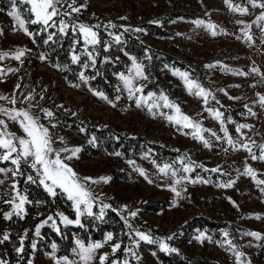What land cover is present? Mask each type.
<instances>
[{
    "label": "rangeland",
    "instance_id": "obj_1",
    "mask_svg": "<svg viewBox=\"0 0 264 264\" xmlns=\"http://www.w3.org/2000/svg\"><path fill=\"white\" fill-rule=\"evenodd\" d=\"M6 1L9 6L0 8V53L7 52L9 55L0 59V96H14L17 102L13 105L8 100L0 99V107L25 109L39 117L40 122L48 126L53 134L54 148H80L76 157L66 161L80 177L88 176L94 180L108 178L107 182L101 180L99 183L87 184L96 197L93 212L98 214L100 206L109 204L135 229L159 238L187 256L205 260L203 264H237L234 252L229 250L226 243L228 240L235 245L236 251L243 253L241 264H264V184L256 183V180H264V161L252 160L249 153L240 148L241 143H248L252 151L259 155V149L252 141L256 145L264 144V107L259 100L264 95V21L259 25L256 23L264 9L253 8L248 0H229L232 8L225 0H75V6L83 7L80 12L65 17V20L77 26L81 23L100 25L94 29L99 39L106 41V49L124 64L122 70L108 72L115 90L110 98L101 89L90 86L88 80L85 82L80 78V74H84V64L73 71L74 80H68L60 74L58 65L41 59L32 36L26 34L16 20L8 15L11 3L10 0ZM237 6L247 7L248 13L234 10ZM62 11L70 12L71 9L65 4ZM196 20L204 23L197 25L194 23ZM209 23L215 27L209 29ZM110 24L114 27H109ZM245 25L251 27L245 29ZM137 28L142 31H135ZM68 30L72 31L71 28ZM123 31L135 34L150 47L169 53L183 64L152 59L144 67L147 79L134 80V86L143 87V93H135L133 98H129L119 74L129 75L132 66L129 57L134 56L121 48L112 49L109 45L115 41L114 36H122ZM213 31L216 35H212ZM77 34L79 48L89 60L84 51L83 38L79 32ZM19 49L25 50V54L17 60L14 57ZM88 51L95 57L92 46H88ZM137 62L141 63L139 60ZM253 68L259 71L253 72ZM176 70L187 72L190 80L197 81L211 93L207 104L202 97L188 91L184 81L173 74ZM96 92H102L108 99L95 95ZM149 92L154 94L151 98H148ZM161 95L177 104L181 113L189 116L193 122L211 130L202 133L211 147H205L202 141L193 138L192 128H185L167 119L168 115L177 114L173 109L163 106L164 101L158 99ZM27 96L32 99L26 100ZM141 96L147 102L137 107L135 98ZM152 104L159 106L149 111L148 105ZM43 109L53 112V117H45ZM207 109L219 110L224 114V126L233 141L237 142L235 149L227 143V138L220 130V121ZM0 119L5 121L9 132L17 136L24 135L19 124L7 115L0 113ZM52 124L56 127L52 128ZM238 124L249 127L242 128L238 133ZM85 125L113 129L125 136H142L173 154L167 159H154L148 151L128 157L116 155L119 153L117 150L103 151L101 155L86 154L83 152L84 141L70 130V126H74L83 131ZM211 132L221 139L216 140ZM60 137L64 138L63 144ZM92 142L95 143V140ZM181 160L185 164L191 161L194 170L184 173ZM165 164L178 170L177 178L188 176L195 180L199 177L208 182L191 183L184 180L176 185L180 192V196H177L169 187L174 183L171 174L164 176L159 173L158 166ZM246 164L255 170V179L242 174ZM22 166V175L16 177L12 176L11 171L7 175L0 173V179L4 180L0 184V240H3L4 235L9 237L0 243V262L56 264V260L64 256L78 261L73 249L76 247L75 240L81 238L70 229L75 224L65 226L58 216V213H63L75 219L72 201L59 188L56 189L57 195L52 196L39 184L56 204L52 213H47L41 201L25 187L30 174ZM0 167L11 169L15 166L5 162L0 163ZM27 168L36 176L32 168ZM138 168L144 170L147 179L140 175ZM217 168L219 172L210 171ZM14 180L18 185L17 190L27 196L30 203L24 205L22 213L5 219L4 214L13 211V205L8 202L16 196L17 190L12 188ZM149 180L152 182L149 183ZM229 180H235L232 187L218 186ZM124 206H127V210H124ZM132 211L137 213L135 217L129 215ZM48 216L56 220L59 234L70 242L68 251L58 254L56 249L55 257L51 245L56 242L46 231L48 228L57 233L52 222L44 225L40 235H36L37 225ZM200 217L207 218L213 224L185 225L187 221ZM81 223L83 225V216ZM130 231L125 225L122 230L125 239L119 255L112 257L111 261L116 260L120 264L125 260L128 264H167L160 262L150 248H160L159 244L141 241L137 247L127 235ZM109 232L106 230L100 239L85 242L102 241ZM201 232L211 239L197 241L195 237ZM251 232L259 233L260 239L246 235ZM113 235V241L97 250V258L92 264H99L98 257L103 253L111 255V245L121 242L117 235ZM21 236H25L24 251L18 254L16 249L20 247ZM169 236L173 238L167 240ZM127 248H131L140 259L126 252Z\"/></svg>",
    "mask_w": 264,
    "mask_h": 264
},
{
    "label": "snow or ice",
    "instance_id": "obj_2",
    "mask_svg": "<svg viewBox=\"0 0 264 264\" xmlns=\"http://www.w3.org/2000/svg\"><path fill=\"white\" fill-rule=\"evenodd\" d=\"M226 3L229 4V7L232 8V4L229 0H225ZM11 3V11L8 12V15L13 17L19 27L29 36H32L33 33L28 31V28L25 27L27 24H34L40 25L42 31H47L49 28H56L60 34H67V30L71 28L73 32H79V34L83 38V44L85 46L84 51L85 54L88 56L89 60H91L93 66L95 65V57L92 55V52L88 51V46H92L93 50L95 49V45L99 44L101 41L99 39V34L96 30L100 27V25L89 26L86 24H79L78 26L73 24L71 21H66L65 17L71 16V13L80 12L81 6H75V0H10ZM248 3L252 5L253 8L259 7L264 9V2L261 0H248ZM67 4V7L71 9V11H62L64 5ZM19 5V6H18ZM27 6L26 8H22L20 6ZM234 10L240 11L242 14L248 13L247 7H239L237 6ZM57 18H59L57 20ZM261 21H264V12H261L260 15L257 17L256 23L259 25ZM197 25H202L204 22L202 20L194 21ZM242 23V22H241ZM109 27H114V25H109ZM209 29H213L215 26L211 23L207 25ZM250 25H245V29L250 28ZM135 31H142V29H135ZM262 31H264V27H262ZM56 33H49L45 43H48L53 39V36ZM212 35H216V32L213 31ZM247 35V32H245ZM248 39H251L248 36ZM114 40L116 43L121 42V36L116 35L114 36ZM79 39L76 43H79ZM25 54V50L19 49L15 54V59L20 60ZM9 53L3 52L0 53V59L8 56ZM127 55V53H125ZM132 61V66L129 69V75H125L124 73L119 74V78L123 81L125 88L128 90L129 98H133L135 93H143V87H136L134 86V80L136 79H147L145 75L144 66L142 63L137 62L135 57H129ZM41 59H44L42 56ZM71 60L73 63H76L80 60V56L76 55L75 53L72 55ZM85 68L88 67L87 64L84 65ZM208 67H213V65H209ZM9 71H14L10 69ZM230 71V70H229ZM253 72H258V69L253 68ZM174 75L179 76L185 83L188 91L196 96L202 97L204 99V103H208V97L211 95L205 88H203L197 81L190 80L189 74L187 72H181L176 70L173 72ZM241 75H246L245 73H241ZM80 78L87 82L88 77H86L83 73L80 74ZM75 86V85H74ZM19 87V86H17ZM196 89V91H193ZM95 95L100 96L101 98L107 100L108 98L102 92H96ZM154 94L149 92L148 98H151ZM0 99L8 100L11 104H16L15 97H6L0 96ZM26 100H31V96L25 97ZM159 100L164 101V107L171 108L175 111L177 115H168L167 119L170 122H174L178 125H182L185 128H192L193 138L202 141L205 147H211V144L208 140L204 138L202 135L203 132H209L211 130L202 128L199 123H195L192 119L181 113L180 107L175 104L174 102L169 101L167 96L161 95L158 97ZM214 99V97H213ZM260 104L264 107V95L259 97ZM147 100L143 96L135 98V103L137 107H141L142 103H146ZM111 103V101H109ZM114 106V105H113ZM157 104L148 105L149 111L152 110L153 107H158ZM247 107V106H246ZM216 120L220 121L221 131L224 133V137L227 138V143L231 145L234 149L236 148V143L233 141L231 136L229 135L228 129L224 126V120L222 119L223 113L219 110L213 111L212 109H207ZM45 117L51 118L53 117V112L43 109ZM251 112V109H249ZM0 113L7 115L9 119L14 122H17L22 129L24 135L17 136L15 133L9 132L7 130V124L4 120L0 119V163L10 162L14 165V168H4L0 167V173H4L7 175L9 171L12 172V176L16 177L17 175H22L21 166L27 165L28 167L32 168L36 172V176L33 177L32 175L27 176V180L36 183L37 180L40 185H42L45 190L52 196L57 195L56 189L59 188L63 193L67 194V198L72 201L73 209L75 211V219H70L69 217L65 216L63 213H58L60 222L67 226V225H79L83 227L81 223V217L86 215L88 217H95L97 220L103 219L105 215V209L111 208L109 204H103L100 206L99 213L93 212V207L96 201L95 195L92 191L87 187L89 183H99L101 180L107 182V177H101L99 180H94L92 177H80L79 174L68 164L66 161H69L77 156V153L80 152V148H54L53 145L55 140L53 138V134L50 131L48 126H45L40 122L39 117L33 116L28 110L25 109H6L0 107ZM255 115V113H251ZM229 122H232L229 119ZM52 128H55L56 125L52 124ZM248 125L238 124L236 126V131L239 133L242 128H247ZM211 135L216 138V140H220L221 137L218 136L215 132H211ZM60 142L64 143V138L60 137ZM91 142V141H90ZM252 144L259 149V155L252 151V148L249 146L248 143H241L240 148L246 150L252 160H260L264 161V144L256 145L254 141ZM227 151V149H225ZM62 153H67V155H62ZM116 155H120V153H116ZM132 163V162H130ZM153 163H155L153 161ZM181 164L183 165L182 171L184 173H189L194 170L191 161L187 164L181 160ZM196 167H203L202 165H196ZM140 172V175L145 176L147 179L145 172L143 169H137ZM159 173L168 176L169 173L171 177L174 178V183L170 185V189L176 193L177 196H180V192L177 190L176 185L181 184L182 181L188 180L191 183L203 182L207 183L208 181L203 180L202 178H197L195 180L190 179L188 176H179L177 178L178 170L173 169L172 165L165 164L162 167L158 166ZM205 171H208L205 169ZM212 172H219L220 170L211 169ZM243 175L251 176L253 179L256 177V172L253 168L245 165ZM152 181L149 180V183ZM4 180L0 179V184H3ZM257 184H264V180H256ZM235 184V180H229L226 183L218 185L219 187L227 188L232 187ZM12 188L17 190L18 185L16 181H13ZM264 190V189H262ZM19 200L16 203V200ZM8 203L13 205V211L4 214L5 219H10L14 214H20L24 211V205L26 203H30L28 201L27 196L20 194V192L16 191V196L13 197L12 201ZM113 211H118L117 209H112ZM124 210H127V206H124ZM130 216L135 217L137 213L132 211L129 213ZM259 218V217H257ZM125 225L131 230L127 235L132 240V243L135 244L137 247L141 241L147 243H157L160 246V249L165 252H177L176 248L170 247L168 243L160 240L159 238H153L150 234L141 232L138 229H135L133 225L124 217ZM52 222V227L57 231L60 232V228L58 227L56 220L52 216H48L46 220H44L41 224L37 225L36 227V235H40V229L48 224V222ZM225 236L228 233H224ZM246 235H250L260 239V234L251 232L246 233ZM26 236V233H25ZM25 236H21L20 238V247L16 249L17 253H22L24 251V239ZM173 237H167V240H171ZM8 235L3 236V240H0V243L3 241L8 240ZM197 241L203 242L204 239H211V237H206L205 233L201 232L200 235L195 237ZM114 240L113 233L109 232L106 234L102 241H93V242H85L79 238L75 240L76 247L73 249V253L79 258V260H70L67 256L62 258H58L56 260V264H92L94 260H96V253L97 250L103 248L105 244ZM229 245V250H232L235 254L237 264H241V258L243 256L242 252L235 250V245L232 244L231 240L226 241ZM122 242H116L111 245V254L115 255L118 250L121 249ZM223 246V243L221 244ZM33 248L36 247L35 244L32 245ZM52 255L55 257V252L57 249L56 243H52ZM126 252L131 253L133 256H136V253L132 251L131 248L125 249ZM136 259H140L136 256ZM99 264H106L109 261V253H103L98 257ZM3 264V262H0ZM31 264V261H29ZM111 264H120L119 261L112 260ZM123 264H128V261L125 260Z\"/></svg>",
    "mask_w": 264,
    "mask_h": 264
},
{
    "label": "trees",
    "instance_id": "obj_3",
    "mask_svg": "<svg viewBox=\"0 0 264 264\" xmlns=\"http://www.w3.org/2000/svg\"><path fill=\"white\" fill-rule=\"evenodd\" d=\"M8 6V1L0 0L1 9H6ZM20 7L24 8L23 6ZM27 28L33 33L32 38L39 53L44 57L43 60L49 64L58 65L62 76L68 80H74L75 76L73 71L79 69L81 64H87L88 67H84L83 71L84 74L88 76L89 85L101 89L110 98L115 94L114 85L108 77V72L122 70L124 64L106 49V41L100 39L101 42L95 45V65L93 66L92 62L87 60L84 54H82L81 49L79 48L80 42L76 43L78 40L77 32L67 30V34H60L56 28H49L47 31H42L40 25L34 24H27ZM49 33H56V35L53 36L51 41L45 43ZM155 33H157V31ZM121 35V42L116 43L111 40L112 42L109 43L110 47L112 49L121 48L132 54L143 64L144 67H146L152 59L163 63L174 62L177 64H183V62L176 60L169 53L150 47L131 32L123 31ZM74 53L80 56V60L76 63H73L71 60ZM70 130L82 138L84 141L83 152L86 154L101 155L103 151L110 152L117 150L123 157H128L148 151L152 153L154 159H167L173 154L172 151L160 147V145L147 138L142 136H125L120 132L109 128H94L85 125L83 131L74 126H70ZM93 139L95 140V143L92 142ZM22 168L35 177L27 166H22ZM25 187H27L34 197L41 201V204L46 208L47 213H52L56 204L51 200L49 194L39 185L38 182H26ZM211 224L213 223L205 217H200L185 223L188 227H191L192 225L211 226ZM70 229L83 241L100 239L102 233L106 230H110L113 234L117 235L121 242L125 239L124 234H122V230L125 229V223L119 213L113 211L111 208L105 209L103 219L97 220L94 216L88 217L85 215L83 216V227L74 225L70 226ZM46 231L56 242L58 246L57 253H66L70 247V242H68L61 234L56 233L53 230L46 228ZM150 248L153 249L158 260L163 263H205V260H201L196 256L185 255L180 249H177V252H165L157 246H150ZM119 252L120 251L118 250L115 255H109V261L106 262V264H111L112 257L119 255ZM23 264L29 263L24 262Z\"/></svg>",
    "mask_w": 264,
    "mask_h": 264
}]
</instances>
